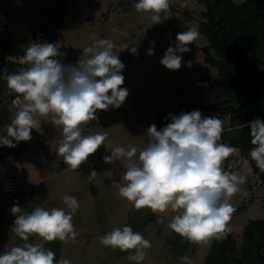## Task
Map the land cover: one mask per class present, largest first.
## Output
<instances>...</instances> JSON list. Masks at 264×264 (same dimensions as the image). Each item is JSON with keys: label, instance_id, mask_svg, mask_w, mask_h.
<instances>
[{"label": "rangeland", "instance_id": "rangeland-1", "mask_svg": "<svg viewBox=\"0 0 264 264\" xmlns=\"http://www.w3.org/2000/svg\"><path fill=\"white\" fill-rule=\"evenodd\" d=\"M63 1L0 0V47L7 51L14 47L26 49L30 44L28 37L33 38L36 31L43 29L47 35L54 30L57 42L62 44L60 51L67 53L63 62L75 64L78 59L85 58L83 49L94 43L90 39L93 34L97 39H109L116 45L114 52L119 54L125 65L122 87L128 89L129 95L121 107L100 111L97 120L83 126L84 135L106 132L108 138L77 170L70 169L63 157L58 155L62 127L51 123L54 114L36 117L41 120V128L33 129L31 140L20 142L23 151L6 163L16 193L3 196L0 191V202L9 212L8 219L0 224V254L24 243L11 231L15 217L10 208L14 201H18L19 206L28 212L37 206L47 210L64 208L70 212L63 203V196L69 195L80 203L72 221L79 235L75 241L67 243L56 240L61 244L59 260L68 259L71 264H136L128 258L134 250L121 251L100 243L102 236L116 227L127 225L151 242L152 246L146 250V259L141 264H181L182 256H189L192 264H202L215 236L204 242L190 241L168 227L177 214L171 209L165 213H153L148 208L135 209L132 203L119 195L115 183H124L123 162L106 164L103 160L105 155H111L116 146L141 149L147 142L150 125L155 124L158 130L165 127L161 124V113L164 112L166 117L170 114L178 116L183 104H195L194 109L204 117L218 116L224 128L218 142L237 149L228 157L231 168L228 170L225 162L222 167L244 178L239 191L228 201L235 211L227 227L238 251L243 229L251 221L264 219V182L253 174L246 161L241 163L242 153L251 159L250 152L254 147L249 125L245 130L243 126L249 121H239L234 111L236 108H232L234 106L230 102L225 106L219 104L217 108L211 106L210 97L223 103L230 98L235 99V90L222 84L205 97L209 93L206 84H213L220 78L216 63L224 60L215 54L216 42L203 28L207 21L206 6L198 0H169L170 8L161 13V23L153 24L149 14L135 10L137 0H65L59 21L53 29V21L50 20L52 11L56 3ZM62 15L64 21L61 20ZM192 27L199 31L200 36L189 45L191 51L183 55L184 65L176 71L163 67L160 61L168 47L174 45L177 33ZM151 42L155 46L154 54L150 56L148 49ZM125 43L136 47L138 55H132L130 49L123 50L120 45ZM206 54L211 61H205ZM189 61L192 62L191 67L187 66ZM1 102L0 98V135L6 136V126L19 108L2 105ZM206 107L212 108L204 109ZM227 107L233 115L232 119L226 115L229 112ZM166 121L167 124L171 122L170 119ZM42 146L47 148L42 149ZM93 170L97 172L95 177L90 176ZM109 170L113 172L111 179L104 175ZM28 242L48 243L35 236L30 237Z\"/></svg>", "mask_w": 264, "mask_h": 264}, {"label": "clouds", "instance_id": "clouds-1", "mask_svg": "<svg viewBox=\"0 0 264 264\" xmlns=\"http://www.w3.org/2000/svg\"><path fill=\"white\" fill-rule=\"evenodd\" d=\"M137 12L150 15L153 24L161 23V13L169 10V0H138ZM200 36L195 28L177 33L175 43L169 46L160 63L168 70L182 67L183 55L191 51L189 45ZM83 49L84 59L66 64L61 52V42L32 41L26 46L23 61L29 65L7 76V87L22 96L11 123L6 126V136L0 135V146L16 147L15 142L30 141L33 129L41 128V120L54 114L51 123L62 127V139L57 149L64 163L77 170L88 158L105 144L107 133L83 134V126L97 120V113L110 107L118 109L129 95L123 71L125 65L114 52L116 45L109 39H97ZM151 42L148 55L154 54ZM120 47L138 55V49L125 43ZM192 62L187 63L191 67ZM164 128L155 124L147 129V142L141 148L116 146L111 155H105L106 164L122 161L123 181L115 182L119 195L134 208L150 209L153 213H174L168 227L190 241L204 242L215 236L222 239L230 231L227 227L235 211L229 199L239 191L244 178L236 172L226 171L223 162L237 152L226 143H219L224 131L223 121L216 115L202 116L199 110L169 115ZM250 156L256 166L264 170V120L249 122ZM109 179L111 170L104 173ZM91 177L97 176L93 170ZM70 209L37 206L28 212L13 202L10 213L15 217L14 232L24 243L0 254V264H71L68 259L56 261V253L45 248L44 243L28 242L37 237L43 242L75 241L73 215L80 207L77 198L63 196ZM163 223V221H159ZM105 247L121 251L134 250L128 258L141 264L146 259L151 242L130 226L114 228L100 238ZM181 264H192L189 256L180 257Z\"/></svg>", "mask_w": 264, "mask_h": 264}, {"label": "trees", "instance_id": "trees-1", "mask_svg": "<svg viewBox=\"0 0 264 264\" xmlns=\"http://www.w3.org/2000/svg\"><path fill=\"white\" fill-rule=\"evenodd\" d=\"M138 1V0H137ZM214 0H198L206 6L207 15L211 13V7ZM65 0L62 3H56L55 9L52 11L51 22L52 28L55 29L57 22L59 21V13L64 8ZM216 11L220 19L221 24H224L228 29L231 30L232 36L238 34H254V48L258 57V63L260 68L264 70V18H262V12L264 8L252 1L245 0L244 4H236L233 0H216ZM172 24H176L175 21H170ZM203 24L204 30L209 33ZM44 28V27H43ZM209 37L213 42H216V36L209 33ZM45 42L55 43L57 42L56 32L51 30L46 35ZM7 51V50H4ZM204 52L205 49H203ZM219 53V52H218ZM224 60L218 64V70L220 78L214 80L213 84H206L208 87V92L213 91V88L219 87V85L224 84L229 81L235 84L240 93L242 91L246 95V98L242 97L244 100H248L250 97V90L252 87V77L247 70L249 63V53L239 52L235 56L224 57L221 53L218 54ZM210 60L209 56L206 54L205 61ZM211 61V60H210ZM229 87V86H227ZM202 88V87H201ZM232 89L231 87H229ZM200 89V88H199ZM213 89V90H212ZM220 105L223 103H219ZM212 106L217 108L218 105ZM212 107H206L212 108ZM195 104H183L180 106L181 112H192L195 109ZM185 110V111H183ZM163 126L167 125L166 116L164 112L161 113ZM248 129L244 126V130ZM252 138V137H251ZM16 147L9 148L6 146H0V164L6 165L10 161L11 157H15L22 150L20 142H15ZM226 168L229 170L230 160L227 158L225 161ZM259 244V249L262 255H264V219L258 221H251L242 231V240L239 250L236 249V243L234 242L230 232L228 231L222 239L214 238L210 248L204 257L202 264H236L233 258L240 259L242 264H260V260L255 258V245ZM45 248L50 249L56 253V261H59L60 257V247L59 241L45 243Z\"/></svg>", "mask_w": 264, "mask_h": 264}, {"label": "water", "instance_id": "water-1", "mask_svg": "<svg viewBox=\"0 0 264 264\" xmlns=\"http://www.w3.org/2000/svg\"><path fill=\"white\" fill-rule=\"evenodd\" d=\"M254 3H257L264 7V0H249ZM218 17L217 11H216V0L213 1L212 7H211V14L209 17V20L207 21L205 27L207 30H209L210 33L216 34L219 33V39L216 41V47L217 49L223 51L225 56H235L236 52L239 50H245L247 49L250 52V58L249 63L247 66V70L252 74V77L255 79L252 87V97L250 100V109L247 112H242L243 104L242 101L239 99L237 89L235 88V97L237 99V102L239 106L234 109L235 113L237 114V118L239 121L245 120V121H253L256 118H260L264 120V93H263V84H264V76L263 74L259 73V67H258V58L255 53L253 42L255 40L254 34H248V35H237L235 38V46L233 47H224L223 43L224 40L229 35V30L224 25H219L218 28L214 31H212V27L214 26V20ZM216 23H219V20L216 21ZM47 148L46 146H42V149ZM243 159L241 160V163L246 161L253 174L258 177L261 182H264V170H261L258 168L255 164V161L252 159H249V157L243 152L242 153ZM255 258L259 259L261 261V264H264V255L261 254L259 249V244L257 243L255 245ZM233 261L236 264H242L240 259L233 258Z\"/></svg>", "mask_w": 264, "mask_h": 264}, {"label": "built area", "instance_id": "built-area-1", "mask_svg": "<svg viewBox=\"0 0 264 264\" xmlns=\"http://www.w3.org/2000/svg\"><path fill=\"white\" fill-rule=\"evenodd\" d=\"M45 30H38L34 34L32 41L45 42ZM26 50L14 49L4 51L0 47V98L1 104H10L14 108H19L22 104V96L14 93L7 87V76L20 71L22 68L29 67L23 61ZM184 65L182 61V66ZM0 191L3 196H11L16 193V187L8 165H0ZM1 199V198H0ZM9 217V212L0 202V224L5 222Z\"/></svg>", "mask_w": 264, "mask_h": 264}, {"label": "flooded vegetation", "instance_id": "flooded-vegetation-1", "mask_svg": "<svg viewBox=\"0 0 264 264\" xmlns=\"http://www.w3.org/2000/svg\"><path fill=\"white\" fill-rule=\"evenodd\" d=\"M233 2L234 3H236V4H244L245 3V0H233ZM257 4V3H256ZM259 5V4H258ZM261 6V5H260ZM263 7V6H262ZM264 8V7H263ZM211 14V13H210ZM262 15H264V12H262ZM210 17V16H209ZM209 17L207 16V15H205V18H206V20L208 21L209 20ZM217 20H219V23H216V21ZM207 21H206V23H207ZM206 23H205V25H206ZM219 25H224V24H221V22H220V19H219V17H216V19L214 20V26L212 27V31H214V30H216L217 28H218V26ZM225 26V25H224ZM226 27V26H225ZM227 28V27H226ZM228 29V28H227ZM229 30V35H228V37L224 40V43H223V46L224 47H233V46H235V38H236V36L237 35H235V36H232V34H231V30L230 29H228ZM208 32H209V30H207ZM210 33V32H209ZM211 35H214V36H216V41L219 39V33H216V34H212V33H210ZM238 35H240V34H238ZM242 35H245V34H242ZM246 35H248V34H246ZM215 45V44H214ZM253 47H254V42H253ZM215 48H216V51H215V54L216 55H218L219 53H221L224 57H228V56H225L224 55V53H223V51H221V50H219V49H217V47L215 46ZM254 50H255V48H254ZM219 52V53H218ZM239 52H248L249 53V58H250V52L247 50V49H245V50H239V51H237L236 52V54H238ZM256 53V52H255ZM235 54V55H236ZM257 55V54H256ZM231 56V55H230ZM258 58V57H257ZM218 64H220V63H216V66H217V71H218V74H219V70H218ZM258 67H259V73H261V74H263V76H264V70L263 69H261L260 68V65H259V63H258ZM249 72V71H248ZM250 73V72H249ZM250 75H251V77H252V74L250 73ZM219 77H220V75H219ZM224 78V81H225V77H223ZM252 87H253V83H254V81H255V79L252 77ZM226 85L227 86H231V88H232V90L234 89L235 90V88L237 89V92H238V96H239V99L242 101V104H243V108H242V112H247V111H249V109H250V100H251V97H252V87H251V90H250V97H249V99L246 101V100H244L243 98L245 97L246 98V95L244 94V92L242 91V93H240V91H239V89H238V87L235 85V84H232V83H230L229 81H226ZM223 86H225V82H224V84H223ZM210 93V92H209ZM263 93H264V84H263ZM243 97V98H242ZM230 102V104L232 103L233 105L232 106H234V107H232V108H237L238 106H239V104H238V102H237V99H236V97H235V99H232V98H230V99H228V101H224L223 102V106H225V105H227L228 103ZM234 102V103H233ZM220 102H217V103H214V104H212L211 106H216L217 104H219ZM236 104V105H235ZM264 104V103H263ZM221 107V106H220ZM227 109L229 110V112L226 114V115H229L230 116V118L232 119V117H233V115H232V113H231V111H230V109H229V107H227ZM223 110H225V109H223ZM249 122H251V121H249ZM249 122H247V123H244L243 124V126H248L249 125ZM260 264H261V261H260Z\"/></svg>", "mask_w": 264, "mask_h": 264}, {"label": "crops", "instance_id": "crops-1", "mask_svg": "<svg viewBox=\"0 0 264 264\" xmlns=\"http://www.w3.org/2000/svg\"><path fill=\"white\" fill-rule=\"evenodd\" d=\"M64 19H65V17L62 15L61 20L64 21ZM63 24H64V23H63ZM28 38H29L30 43H31V42H32V36H30V37H28ZM7 39L10 40L9 38H7ZM8 40H7V41H8ZM14 49H15V47L12 48V50H14ZM25 50H26V49H25ZM209 94H210V93H208L207 96H205V97H206V98L209 97ZM210 96H211V95H210ZM210 99L212 100V104L217 103L214 99H212V97H210Z\"/></svg>", "mask_w": 264, "mask_h": 264}]
</instances>
